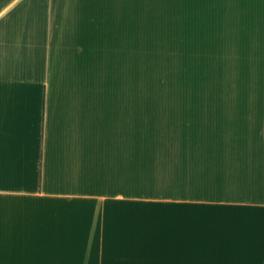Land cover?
Wrapping results in <instances>:
<instances>
[{"label": "crops", "instance_id": "obj_1", "mask_svg": "<svg viewBox=\"0 0 264 264\" xmlns=\"http://www.w3.org/2000/svg\"><path fill=\"white\" fill-rule=\"evenodd\" d=\"M0 264H264V0H0Z\"/></svg>", "mask_w": 264, "mask_h": 264}, {"label": "rangeland", "instance_id": "obj_2", "mask_svg": "<svg viewBox=\"0 0 264 264\" xmlns=\"http://www.w3.org/2000/svg\"><path fill=\"white\" fill-rule=\"evenodd\" d=\"M184 52L186 49L181 47H141L139 61L141 89L144 91L159 89L167 92L170 90L173 101L196 102L203 94L211 95V93L220 95L219 100H226V94H222L221 91H227L228 67L234 73L233 67L227 63L212 66L193 63ZM166 53L168 54L165 56ZM175 54L176 61H174ZM209 71L220 78L219 87L211 83L208 78ZM233 73L231 74L234 76ZM216 88L220 89L214 92ZM176 97H180V100Z\"/></svg>", "mask_w": 264, "mask_h": 264}]
</instances>
